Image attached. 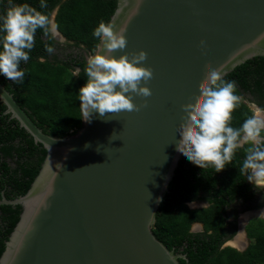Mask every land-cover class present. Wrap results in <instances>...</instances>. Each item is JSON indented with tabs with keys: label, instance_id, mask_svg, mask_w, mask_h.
Instances as JSON below:
<instances>
[{
	"label": "water",
	"instance_id": "water-1",
	"mask_svg": "<svg viewBox=\"0 0 264 264\" xmlns=\"http://www.w3.org/2000/svg\"><path fill=\"white\" fill-rule=\"evenodd\" d=\"M109 22L127 39L112 55L147 53L141 66L153 71L152 95L132 94L139 111H93L88 119L81 110L82 127L56 137L0 83L6 113L47 151L28 193L0 201L23 207L0 264H180L186 258L153 232L182 160L185 111L211 70L224 78L264 57V0H117ZM249 213L264 216L242 218Z\"/></svg>",
	"mask_w": 264,
	"mask_h": 264
},
{
	"label": "trees",
	"instance_id": "trees-1",
	"mask_svg": "<svg viewBox=\"0 0 264 264\" xmlns=\"http://www.w3.org/2000/svg\"><path fill=\"white\" fill-rule=\"evenodd\" d=\"M22 3L49 16L59 7L55 18L59 31L70 46L84 55L54 54L61 43L38 29L31 58L21 63L25 69L23 81L0 76V83L45 133L56 137L76 133L83 122L78 93L86 83L87 57L94 54L99 43L92 33L101 21H110L117 0H46L47 7L43 9L40 0H0V16L12 4ZM47 47L54 51L49 53ZM77 69L79 73L74 76ZM223 79L236 81L241 97L232 114L233 127H240L254 114L250 105L264 110V57L247 61ZM6 110L0 102V201L3 196L15 200L26 195L47 155L44 146L36 143L19 121L4 113ZM244 157V149L238 150L231 163L218 173L212 167L202 169L184 157L180 162L153 229L170 250L186 256L179 259L180 264H264V220H254L247 227L251 244L244 252L223 247L237 233V202L243 200L246 210L264 206V200L257 206L250 205L256 192L247 172L240 171ZM196 201H206L209 207L192 209L190 204ZM230 209L234 210L231 216ZM22 211L21 205H0V259ZM196 223L204 225V232H192Z\"/></svg>",
	"mask_w": 264,
	"mask_h": 264
},
{
	"label": "clouds",
	"instance_id": "clouds-1",
	"mask_svg": "<svg viewBox=\"0 0 264 264\" xmlns=\"http://www.w3.org/2000/svg\"><path fill=\"white\" fill-rule=\"evenodd\" d=\"M46 7V0H40V8ZM55 23L48 14L28 3L12 4L0 16V76L22 82L25 69L21 63L26 64L31 58L37 30L55 38L58 34ZM124 33V29L117 31L112 23L104 21L93 30L92 35L99 43L94 54L87 57L86 83L78 93L80 108L88 119L93 111L101 116L139 111L132 94L152 95L147 83L153 71L141 66L147 53H125L119 58L112 55L115 50L126 48ZM47 51L52 53L54 49L47 47ZM78 73L79 69L73 75ZM205 81L194 106L185 111V125L179 133V154L202 169L212 167L218 173L231 163L238 150L244 149L240 171L247 172L248 181L254 186H264V110L250 105L254 114L240 127H233L232 114L241 99L236 81L224 80L217 70H211ZM245 145L249 146L245 148Z\"/></svg>",
	"mask_w": 264,
	"mask_h": 264
},
{
	"label": "flooded vegetation",
	"instance_id": "flooded-vegetation-1",
	"mask_svg": "<svg viewBox=\"0 0 264 264\" xmlns=\"http://www.w3.org/2000/svg\"><path fill=\"white\" fill-rule=\"evenodd\" d=\"M58 11H59V7L55 8V10L52 12V14L50 16L52 21H53V17L57 15ZM57 31H58L57 32L58 34L55 36L54 39L57 41V43H61L62 47L59 50L54 51V54L60 55V57H66L69 54H72L74 57H77L78 55H84V53H82V51H80L79 49H77L74 46H70L67 43V39H65L63 37V35L60 33L58 27H57ZM0 102H2L1 99H0ZM4 113H6V111ZM0 161H2L1 158H0ZM255 192H256V194H255V196L253 198V201L250 202V205H253V206H257L259 203L263 202V200H264V186H255ZM195 204L198 205L195 209H201V208L209 207V203L206 202V201H196ZM236 205H237V211H238V217L236 219V222H237V233L234 235L233 238L228 240L225 243V245L228 244L230 246H227V247H232V248H234V249H236V250H238L240 252H244L245 250H247V248L251 244V240H250V238L248 236V233H247V227L254 220H258V219L264 220V216L262 217L260 215H255L256 214L255 213V214H252L247 220L246 219L244 220V218H242V216L245 215L247 212H255V211H262V214H264V206L261 207V208H255V209H251V210H246V205L243 202V200L238 201ZM229 212H230L229 213L230 216L232 214H234V210L230 209ZM229 221L232 222L233 219L231 218V219H229ZM245 222L247 224L244 227L246 244L244 243L243 245H241V243H239L240 247L238 246L239 244H234L233 245V241L237 240V238L241 235V227H242V224L245 223ZM192 232H195V233L204 232V225L202 223H200V225H198V223L196 225H193Z\"/></svg>",
	"mask_w": 264,
	"mask_h": 264
},
{
	"label": "crops",
	"instance_id": "crops-1",
	"mask_svg": "<svg viewBox=\"0 0 264 264\" xmlns=\"http://www.w3.org/2000/svg\"><path fill=\"white\" fill-rule=\"evenodd\" d=\"M250 215H252L253 213H249ZM234 244H239L241 243V245H243L244 243L246 244V238H245V235H240L237 240H234L233 241ZM240 247V244L238 245Z\"/></svg>",
	"mask_w": 264,
	"mask_h": 264
},
{
	"label": "rangeland",
	"instance_id": "rangeland-1",
	"mask_svg": "<svg viewBox=\"0 0 264 264\" xmlns=\"http://www.w3.org/2000/svg\"><path fill=\"white\" fill-rule=\"evenodd\" d=\"M234 244V243H233Z\"/></svg>",
	"mask_w": 264,
	"mask_h": 264
}]
</instances>
